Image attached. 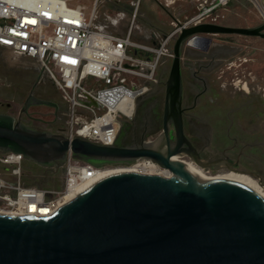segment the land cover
Returning <instances> with one entry per match:
<instances>
[{
	"label": "water",
	"instance_id": "water-1",
	"mask_svg": "<svg viewBox=\"0 0 264 264\" xmlns=\"http://www.w3.org/2000/svg\"><path fill=\"white\" fill-rule=\"evenodd\" d=\"M178 24L162 132L154 141L125 146L70 139L0 112V150L40 166L57 170L71 152L95 167L147 159L172 172L106 175L47 216L0 213V264H264V196L236 180L203 178L173 161L186 154L202 168L217 163L201 157L184 129V44L208 50L210 35L264 38V23ZM39 105L55 104L31 93L21 113ZM233 170L262 182L249 170Z\"/></svg>",
	"mask_w": 264,
	"mask_h": 264
},
{
	"label": "built area",
	"instance_id": "built-area-1",
	"mask_svg": "<svg viewBox=\"0 0 264 264\" xmlns=\"http://www.w3.org/2000/svg\"><path fill=\"white\" fill-rule=\"evenodd\" d=\"M99 1L94 0L89 10L70 0H0V48L36 60L53 80L68 106L65 135L110 145L116 143L121 126L134 117L136 103L150 89L149 83L157 81L161 59L173 56L169 42L181 26L177 23L158 45L144 44L133 37L141 0L133 1L123 32L110 27L124 18L122 10L115 16L105 13L106 22H97ZM231 1L197 0L195 14L178 22L183 26L216 22L215 12ZM250 1L264 9L261 0ZM25 160L21 153L0 150V213L51 215L71 200L70 191L89 187L109 169L95 167L70 152L64 164L65 185L38 187L24 183ZM130 166L140 173L166 170L147 159Z\"/></svg>",
	"mask_w": 264,
	"mask_h": 264
},
{
	"label": "rangeland",
	"instance_id": "rangeland-1",
	"mask_svg": "<svg viewBox=\"0 0 264 264\" xmlns=\"http://www.w3.org/2000/svg\"><path fill=\"white\" fill-rule=\"evenodd\" d=\"M72 4L82 3L87 5L90 10L94 6V0H70ZM148 0H143L147 3ZM164 2V0H163ZM197 6V0H193ZM142 0L138 12L136 23L140 19ZM113 7L112 0H100L97 6L99 22H106L104 19L105 11L111 13ZM216 22L225 25L253 27L264 23V9L256 6L250 0H232L225 8L215 12ZM128 22V21H126ZM178 22L169 25L172 31ZM111 27V26H110ZM212 41L208 50L203 47H192L187 44L183 46L182 70L183 76L188 87L189 64L199 67L203 65L201 75L206 79V93L199 99H195V94L187 98V104L194 106L192 111L197 116L193 117L195 125L202 127L208 126L207 122L214 119L230 109H240L243 116V123L249 125V130H255L264 138V38L260 36H244L238 34H215L210 35ZM178 34L169 42V48L173 53V46ZM135 40V39H134ZM173 56H164L156 69V82H150V89L136 103L138 105L144 98L159 97L161 99V112L164 109L166 81L170 72ZM42 76L41 86L50 85L51 88L61 96V92L53 80L49 78L40 68L36 60L19 57L7 48H0V112L7 113L18 118L23 106L25 96L28 94L37 75ZM22 83L21 88L15 90L17 83ZM183 80V81H184ZM184 106V105H183ZM31 114L36 118L27 120L33 124L31 126L40 130H50L52 132L64 133L66 126L67 110L55 114L54 108L48 105H39L31 108ZM128 122V121H127ZM125 122V123H127ZM162 132V124L149 136V140H156ZM258 158L248 161L243 170L256 173L264 185V147L258 154ZM182 160H186L180 157ZM31 161L25 160L23 168L24 183L32 186L62 188L65 185L66 169L61 166L58 181H43L45 178L38 179L36 182L32 177ZM130 165H106V168H121ZM2 170V169H1ZM56 170V169H55ZM58 170V169H57ZM207 175L216 176L230 172L228 170H204ZM252 177V175H250ZM37 180V181H38ZM259 183V179H255ZM46 183V184H45ZM260 184V183H259ZM260 184V185H261ZM261 185V186H262ZM264 190V186H262Z\"/></svg>",
	"mask_w": 264,
	"mask_h": 264
},
{
	"label": "flooded vegetation",
	"instance_id": "flooded-vegetation-1",
	"mask_svg": "<svg viewBox=\"0 0 264 264\" xmlns=\"http://www.w3.org/2000/svg\"><path fill=\"white\" fill-rule=\"evenodd\" d=\"M202 69V64L196 68L190 63L188 87L183 79V105L185 108L183 113L184 129L201 157L206 161L217 162L212 168L201 167L202 169H211L213 171L224 169L232 171L233 168H240L246 162L256 160L259 157L258 154L264 147V138L255 130H249V125L243 123V116L240 114V109H230L225 114L222 113L215 116L214 119L207 122L208 126L199 127L195 125L193 117L197 115L192 112L195 108L192 105L189 106L186 104L187 98L192 95V92L196 93L195 99H199L207 91V87L205 86L206 79L201 75ZM23 82L22 80L20 83H17L15 90L21 88ZM41 83L42 76L38 74L22 104H24L25 100L32 93L39 99L54 103L55 105L51 107L54 108L55 114L62 111L64 107L68 111L67 103L62 96H59L50 85L45 84L41 86ZM32 107L37 106H30L28 111L23 113H21V108L18 118L20 117L22 121L27 120V118L35 120L36 118L32 116L30 111ZM162 122L161 99L159 97L144 98L138 105L134 117L121 126L116 143L118 145L134 146L142 144L143 141H152L148 139L149 136L153 134ZM24 123L27 124V122ZM28 125L33 124L28 123ZM179 157L194 163L192 158L186 154L180 155ZM122 165L129 164L123 163ZM55 171V169L40 166L35 162L31 163V172L37 173L34 179L38 183L41 182L38 180L41 178H45V180L41 179L43 184L44 181H58L56 177L50 175Z\"/></svg>",
	"mask_w": 264,
	"mask_h": 264
},
{
	"label": "crops",
	"instance_id": "crops-1",
	"mask_svg": "<svg viewBox=\"0 0 264 264\" xmlns=\"http://www.w3.org/2000/svg\"><path fill=\"white\" fill-rule=\"evenodd\" d=\"M134 0H119L113 2L111 11L112 16L122 10L125 12L123 19L110 23L112 29L123 32L127 28L129 14L132 10ZM264 6V0H261ZM196 12L193 0H148L141 6L138 30L134 33V39L148 45H158L161 38L170 32L169 25L175 22H183ZM105 13H107L105 11ZM105 19V18H104ZM234 26V25H232ZM237 26V25H236ZM243 27V26H242ZM174 28V27H173Z\"/></svg>",
	"mask_w": 264,
	"mask_h": 264
},
{
	"label": "bare ground",
	"instance_id": "bare-ground-1",
	"mask_svg": "<svg viewBox=\"0 0 264 264\" xmlns=\"http://www.w3.org/2000/svg\"><path fill=\"white\" fill-rule=\"evenodd\" d=\"M173 161L187 164L189 167H191L197 174H199L203 178H226V179L236 180V181H239L243 184H246L247 186L253 188L258 193H260L262 196H264V190L262 189V186L253 177H251L249 174H246L243 172H236L235 170H232L230 172H227L226 174H221V175L219 174L216 176H211V175H207L203 171V169L201 167H199L198 165H196L195 163H193L189 160L188 161L182 160V159H180V157L178 155L173 157ZM123 171H135L136 172V167L127 166V167H121V168H110L106 171L105 174L109 175V174H113V173H117V172H123ZM150 173H154V171H150ZM160 174H162L164 176H171L172 172L169 169H166V170H163L162 172H160ZM84 189H85L84 186H80V187L73 189L72 191H70L68 198L73 199L74 197H76V194L78 192H81ZM46 212H49V210H46Z\"/></svg>",
	"mask_w": 264,
	"mask_h": 264
},
{
	"label": "trees",
	"instance_id": "trees-1",
	"mask_svg": "<svg viewBox=\"0 0 264 264\" xmlns=\"http://www.w3.org/2000/svg\"><path fill=\"white\" fill-rule=\"evenodd\" d=\"M59 173H60V169L56 170L53 174H50V175L56 177V179H57ZM32 175H33L32 177H34L35 175H37V173H32ZM35 177H36V176H35ZM27 185H30V184L27 183Z\"/></svg>",
	"mask_w": 264,
	"mask_h": 264
}]
</instances>
